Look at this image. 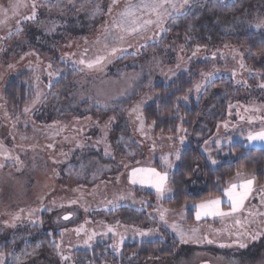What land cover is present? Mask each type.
<instances>
[{
  "label": "rangeland",
  "instance_id": "1",
  "mask_svg": "<svg viewBox=\"0 0 264 264\" xmlns=\"http://www.w3.org/2000/svg\"><path fill=\"white\" fill-rule=\"evenodd\" d=\"M10 2L12 0L1 4L7 8ZM129 2L139 0H126L118 10L123 11ZM213 2L222 3L221 8L216 7L211 13L212 39L214 33L219 39L228 38L232 30L235 32V26L240 27L238 31L247 33L242 44L227 42L226 46L216 49L230 47L234 58L238 53L243 56L231 63L238 65L236 69L229 71L227 60L224 68L213 67L212 74L205 73L204 80L197 84L199 88L196 86L197 97L204 105L199 121L193 130H180L176 135L156 134L152 126L146 125L141 111L148 100L145 94L149 88L158 80L171 79L179 70H187L182 64L187 63L193 52L203 48L201 39L197 38L202 35L199 28L189 30L191 25L174 18L169 31L161 33L159 38L151 33L158 25L151 24L135 33L113 28L110 35L106 33L91 42L100 28L106 29L111 0H92L91 3L76 0L75 8L68 0H60L59 7L53 6L57 0H37L40 6L35 20L23 19L31 14L30 6L21 8L15 16L9 11V19L0 24V145L7 154L0 155V164L4 165L0 167V248L8 242L19 241L18 235H14L15 228L26 229L25 222L33 224V212L27 217L30 211L26 209L43 205L47 199L61 194L66 201L77 199L78 203L64 204L63 210L50 217L48 227L57 226L59 221L60 227L68 226L66 223L72 227L82 226L66 242L68 248L89 247L98 237L111 238L113 244H117L123 236L124 244L132 240L166 241L172 236L178 240L174 258L149 259L143 264H264V235L252 240L245 234L264 233V216H249L243 212L238 216L245 222L243 229L234 225V217H207L198 221L195 205L200 202L171 209L165 204L171 192L158 198L154 187L131 182L134 168H154L168 173L175 167L180 150L193 143L201 144L207 155L237 143L264 149V142L248 140L249 133L264 129L261 119L264 118V88L260 87L264 84L260 76L261 70L264 71V46L260 39L264 27H255L264 21V0H242L238 6L228 4L227 0ZM97 4L105 14L92 18L90 13ZM118 18L119 14L115 20ZM0 19H4L2 13ZM147 19L155 20V14L145 13L141 22ZM115 20L107 28H111ZM192 24L195 26V20ZM18 27L23 30L17 32ZM146 34L150 44L142 45L138 55L136 48H132L140 46ZM117 35H123L124 39H114ZM112 47L122 51L107 56L103 64L116 59L108 66L102 64L89 69L75 63L107 55ZM216 49L210 48V51ZM126 54L129 57H125ZM246 72L250 77L242 78ZM20 73L29 75L35 94L28 111L23 113L10 111L4 99L5 85ZM58 83L60 85L56 86ZM229 131L239 133L223 135ZM155 162L161 169L154 166ZM252 177L237 175L229 179L225 188L229 187V182L239 183ZM168 184L167 181L169 187ZM134 188L153 191L155 196H137ZM255 188H264V182L257 185L255 180ZM253 196L255 198L246 204L254 211L264 212L256 192ZM220 198L221 207L227 211L229 206L224 193ZM162 209L169 210L165 213L167 223L160 219ZM69 213L72 219L62 220ZM130 218L135 220L129 221ZM172 224L180 225L185 231L198 228L200 236L217 242L182 243L170 227ZM109 227L114 231H109ZM214 229L222 231L217 233ZM224 229L233 235L229 237ZM237 230L246 248L233 244ZM141 232L145 235L141 236ZM221 243L232 246L221 247ZM31 245L30 241L18 245L9 260L5 258V263L14 264L17 258L21 259L19 264L39 257L44 261L52 259L50 245L37 243L32 249ZM112 258L115 260L104 261V264H139L133 257L124 262L119 255Z\"/></svg>",
  "mask_w": 264,
  "mask_h": 264
},
{
  "label": "trees",
  "instance_id": "2",
  "mask_svg": "<svg viewBox=\"0 0 264 264\" xmlns=\"http://www.w3.org/2000/svg\"><path fill=\"white\" fill-rule=\"evenodd\" d=\"M9 0H0V4L6 3ZM126 0H118V3L113 6V10L107 21L105 20V27L110 26L111 22L116 19L121 10V5ZM215 0H192L188 5H185L181 14L176 16H170L165 18L162 25L153 27L151 33L156 38H159L161 33L160 27L170 28L169 24L174 18L180 19L181 22L191 25L189 30L198 29L201 34L202 49L195 51L189 56L187 63L182 65L187 66V70H182L170 78H163L156 81L146 92L148 98L145 103L141 114L147 126H152L156 134L161 135H176L180 130H193L203 110V104L199 97H197V84L201 80H204L206 72L212 74L213 67L224 68L226 61L229 63V71L236 66L231 63H235L234 60L242 58L240 53L234 58L233 49L230 47H223L222 50H218L219 46H223L228 43H235V45L242 44L247 39L246 31H238L240 27L228 35V38L215 37L213 39L210 35V25L214 21L211 17L213 9L216 7L221 8V3L215 5ZM221 1V0H219ZM242 0H227L228 4L241 5ZM217 9V11H218ZM215 12V11H214ZM217 13V12H216ZM218 14V13H217ZM216 15V14H215ZM192 20H195V26L192 24ZM235 22V21H234ZM257 34V31H252ZM250 32V33H251ZM106 34L105 29L100 28L99 32L91 40L94 41L97 38H102ZM195 34V32H194ZM220 35V34H219ZM197 34H195V37ZM221 36V35H220ZM217 38L218 42L216 41ZM264 46V31H261V37ZM213 41H215L214 44ZM150 44V40L147 39V34L143 38L140 46L132 48L137 50L138 55L142 51V45ZM211 46V47H210ZM216 49L215 51H210ZM256 49H259L257 46ZM189 53V50L186 52ZM129 57V54H126ZM134 58L133 56H130ZM198 57V58H197ZM200 58V59H199ZM115 59V58H114ZM113 58L103 64L104 66L114 63L116 59ZM224 59V62L222 60ZM249 61V60H248ZM248 61H245L246 63ZM105 69V68H103ZM102 69V70H103ZM246 72L242 78H249V73ZM261 80H264V71L261 70ZM31 80L28 74L20 73L19 75L10 79L4 88V99L7 103V107L10 111L17 113H23L24 110L29 108L34 100L35 94L32 90ZM60 83L56 84V86ZM205 92V91H204ZM202 92V95L204 94ZM185 97L187 99H185ZM239 133L238 131H229L224 133V136H231ZM201 144H191L183 147L176 160L175 167L168 172V185L171 188L172 196L165 201V204L171 209H181L187 204L197 203L204 200L221 197L223 195L222 189H224L229 179L237 176V173L248 174L255 177L257 185L264 182V149L261 147H248L243 143H237L228 149H222L216 151L211 155L203 153ZM216 163L213 164L212 161ZM154 166L161 169L155 162ZM92 188V186H91ZM133 191L137 196L146 195L147 197H154L155 193L150 190H143L134 188ZM61 194H58L50 199H47L43 205H35L25 211L33 212L31 217L34 221L32 225H27L26 229L15 228L14 235L19 237V241L16 243L8 242L0 248V252L4 254L6 260H9L10 256L18 249V245L22 246L30 241L32 249L39 243L41 246L48 244L52 248V259L43 260V257H39L35 260L29 261L25 264H104V261H113V255H119L124 262L128 257L132 258L139 264H143L149 259H172L176 256V246L178 240L169 236L168 240H132L122 244L119 250L112 247L113 240L111 238L98 237L95 239L89 247L82 246L80 248H68L66 242L76 233L77 229L82 226L72 227L70 223H66L68 226L60 227L61 221L57 223L55 227H48L49 219L52 215L58 211L63 210L64 204L73 205L77 204L78 200H65ZM65 201V202H64ZM75 201V203H73ZM135 219L130 218L129 221ZM65 223V222H64ZM46 227V228H45ZM84 228V226H83ZM85 229V228H84ZM25 230H28L29 236ZM23 234L21 235V232ZM20 234V235H19ZM35 234V236H34ZM60 246V252L65 256L70 257L69 260L64 261L61 259L60 254L56 251L55 245ZM12 251V252H10ZM109 256H107V255ZM118 259V260H119ZM21 260L17 258L14 264ZM6 264V263H5ZM19 264V262H18Z\"/></svg>",
  "mask_w": 264,
  "mask_h": 264
},
{
  "label": "snow or ice",
  "instance_id": "3",
  "mask_svg": "<svg viewBox=\"0 0 264 264\" xmlns=\"http://www.w3.org/2000/svg\"><path fill=\"white\" fill-rule=\"evenodd\" d=\"M88 3H91L92 0H87ZM234 2V0H233ZM60 0H57V3L53 5L54 7H59ZM68 3L71 4L75 8L76 0H68ZM118 3V0H111V4L108 6V13L112 12L113 6ZM190 3V0H139L138 3H131L129 2L123 11L119 13V18L115 20L111 26V28H106L105 32L110 35L111 30L117 29L123 33H135L138 30L144 29L146 26L151 24H156L158 26L162 25L165 17L173 16L174 14L176 16H179L181 14V10L185 7V5H188ZM31 7L32 11L30 15L24 16V20H35L37 18V8L40 6L37 4V0H12L10 2L9 7H4V5L0 4V13L4 15V19H0V24H4L7 19H9L8 13L11 11L12 15H18L19 10L21 8H28ZM61 12L63 9H60ZM80 9H78L79 11ZM51 11V8H49V12ZM148 14L151 16L152 14H155L156 19H147L143 20L141 22V18L144 14ZM104 10L101 8L99 4L96 5L94 10L90 13L92 18H95L99 15H104ZM139 14V15H138ZM255 27L261 28L264 27V21H261L260 23L256 24ZM22 28H17V32L22 31ZM161 32H167L169 29L160 27ZM108 36H105V39L107 40ZM114 39L123 40V35H117L114 37ZM99 42V41H98ZM108 45L105 44V48H107ZM122 51L119 48L112 47L107 55H98L93 60H84L81 59L75 63H78L80 65H84L89 69H92L94 67L100 66L103 64V62L107 59V56L109 55H115L117 52ZM196 53L194 52L193 55ZM243 56V54H240ZM243 66V63L241 64ZM51 67V65H49ZM83 71V68L80 69ZM58 74V73H57ZM53 75V73H49V76ZM199 88V86H197ZM260 87L264 88V84H261ZM185 99H187L185 97ZM106 106V105H105ZM25 111H28L26 108ZM264 120V118H261ZM227 127V125H225ZM248 140L250 141H260L264 142V129H261V131L257 133H249ZM181 142L183 143V138H181ZM3 145H0V155H6L5 152L2 151ZM107 154V153H106ZM178 158V154H177ZM12 159H18V158H12ZM166 159V158H165ZM213 164L216 163L215 160L212 161ZM3 164H0V167H3ZM169 167L172 165L169 164ZM237 175H240V173H237ZM168 181V173L164 172H158L154 168H134L131 173V182L133 184H147L151 187H154L157 193L158 198H163L166 193L171 192V188L167 186ZM224 193V197L227 199L228 203V210L225 211L221 204L223 202L222 198H212L208 200L201 201L200 203L195 205L196 209V219L202 220L207 217H219L221 219L227 218V217H234V225H238L240 229L245 228V222L238 218L240 214L243 212H247L249 216H264V212L254 211L253 208L249 207L246 202L249 199H254L253 193L256 192V194L260 198V206H264V188H261L257 190L255 188V177L253 176L250 179L243 180L239 183H232L229 182V187L222 189ZM75 203V201H73ZM169 211L168 209H162L159 210L160 212V219L167 223L165 218V213ZM31 216V213H29ZM72 214L69 213L68 215H65L63 218L65 220L69 219ZM170 227L173 229V231L177 234L180 241L182 243H187L189 241L194 243H208V244H214L217 241L215 239H209L206 236H200L199 229L198 228H190L188 231H185L180 225L178 224H172ZM109 231H114L111 227L108 229ZM79 231V230H78ZM215 232L220 233L221 229H214ZM223 231H227L228 236L231 237L233 233L228 230L224 229ZM190 233V234H189ZM246 235H249L252 240L258 239L261 235H264V233L256 232V233H245ZM96 234L93 233V236ZM141 236L145 235V233L141 232ZM235 235L237 236V239L233 241V244H237L240 248H246L247 245L240 242L239 237L241 236V232L239 230L236 231ZM92 237H89V240H91ZM124 237L121 236L119 243L113 244L112 247L114 249L119 250V245L123 243ZM85 244H88V241H85ZM221 247H231L232 244H226L221 243ZM56 251L60 254L61 259L64 261H67L70 259V257L65 256L62 252H60V246L57 244L55 245ZM0 264H5V257L2 252H0ZM18 264V262H17Z\"/></svg>",
  "mask_w": 264,
  "mask_h": 264
},
{
  "label": "water",
  "instance_id": "4",
  "mask_svg": "<svg viewBox=\"0 0 264 264\" xmlns=\"http://www.w3.org/2000/svg\"><path fill=\"white\" fill-rule=\"evenodd\" d=\"M66 215H68V214H66ZM65 216V215H64ZM63 216V217H64ZM62 217V220H64V221H69L70 219H72V215L70 216V218L69 219H67V220H65L64 218ZM200 264H211L210 262H203V263H200Z\"/></svg>",
  "mask_w": 264,
  "mask_h": 264
}]
</instances>
